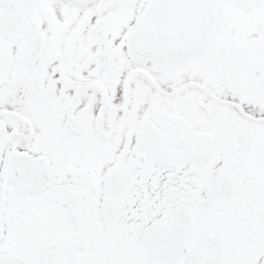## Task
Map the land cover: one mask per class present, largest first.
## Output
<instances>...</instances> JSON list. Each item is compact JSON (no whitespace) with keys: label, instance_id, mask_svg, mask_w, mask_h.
Returning a JSON list of instances; mask_svg holds the SVG:
<instances>
[{"label":"snow or ice","instance_id":"snow-or-ice-1","mask_svg":"<svg viewBox=\"0 0 264 264\" xmlns=\"http://www.w3.org/2000/svg\"><path fill=\"white\" fill-rule=\"evenodd\" d=\"M0 264H264V0H0Z\"/></svg>","mask_w":264,"mask_h":264}]
</instances>
